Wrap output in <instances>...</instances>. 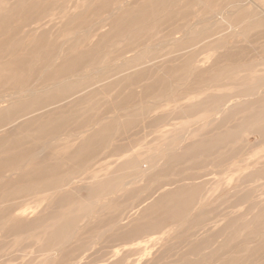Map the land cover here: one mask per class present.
Returning a JSON list of instances; mask_svg holds the SVG:
<instances>
[{"label":"rangeland","instance_id":"rangeland-1","mask_svg":"<svg viewBox=\"0 0 264 264\" xmlns=\"http://www.w3.org/2000/svg\"><path fill=\"white\" fill-rule=\"evenodd\" d=\"M121 1L0 0V264H264V0Z\"/></svg>","mask_w":264,"mask_h":264},{"label":"bare ground","instance_id":"bare-ground-1","mask_svg":"<svg viewBox=\"0 0 264 264\" xmlns=\"http://www.w3.org/2000/svg\"><path fill=\"white\" fill-rule=\"evenodd\" d=\"M123 1H124V0H123ZM123 1H121L122 4H123V3H126V2H123ZM151 1H154V0H151ZM155 1H156V0H155ZM188 1H189V0H188ZM200 1H201V0H200ZM208 1H210V0H208ZM222 1H224V0H222ZM222 1H221V2H222ZM227 1H228V0H227ZM227 1H226V2H227ZM244 1L246 2L247 0H244ZM244 1H243V3H244ZM130 2L132 3L133 0L130 1ZM130 2H128V3H130ZM205 2H206V1H205ZM210 2H211V1H210ZM210 2H209V3H210ZM238 2H240V1H238ZM238 2H236L235 6L238 4ZM249 2H252V1H249ZM249 2H248V3H249ZM128 3H127V4H128ZM131 3H130L129 5H131ZM151 3H152V2H151ZM154 3H155V2H154ZM158 3H161V4H162V2H160V1H159ZM185 3H186V2H185ZM185 3H184V4H185ZM206 3H207V2H206ZM224 3H225V2H224ZM231 3H232V2H231ZM107 4H108V3H107ZM107 4H106V7H107ZM127 4H126V5H127ZM137 4H138V3H137ZM139 4H140V3H139ZM141 4H143V3H141ZM184 4H183V5H184ZM246 4H247V3H246ZM146 5H147V4H146ZM148 5H149V4H148ZM202 5L205 6V4H203V1H202ZM222 5H224V4H222ZM232 5H233V4H232ZM243 5H244V4H243ZM247 5H248V4H247ZM251 5H253V4H251ZM122 6H123V5H122ZM136 6H138V5H136ZM150 6H151V5H150ZM160 6H161V5H160ZM160 6H157V8L160 7ZM198 6H199V5H198ZM200 6H201V5H200ZM245 6H246V5H245ZM152 7H153V6H152ZM191 7H192V6H191ZM191 7H189V8H191ZM208 7H209V6H208ZM220 7H221V6H220ZM227 7H228V6H227ZM100 8H101V7H100ZM107 8H108V7H107ZM107 8H106V9H107ZM113 8H114V7H113ZM122 8H123V7H122ZM124 8H125V6H124ZM148 8H150V7H148ZM155 8H156V7H155ZM180 8H181V7H180ZM206 8H207V7H206ZM222 8H223V7H222ZM225 8H226V7H225ZM46 9H47V8H46ZM142 9H143V8H142ZM184 9H185V8H184ZM209 9H210V8H209ZM228 9H229V8H228ZM122 10H123V9H122ZM146 10H147V9H146ZM160 10H161V9H160ZM194 10H195V9H194ZM211 10H212V8H211ZM219 10H220V9H219ZM155 11H157V10H155ZM155 11H154V12H155ZM186 11H188V10H186ZM186 11H185V12H186ZM189 11H190V10H189ZM227 11H228V10H227ZM95 12H96V11H95ZM98 12H99V11H97L96 13H98ZM150 12H151V10H150ZM150 12H149V13H150ZM152 12H153V11H152ZM154 12H153V14H154ZM216 12H218V10H217ZM229 12H230V9H229ZM100 13H102V11H101ZM147 13H148V12H147ZM176 13H178V12H175V13H174V14H175L174 17H176V15H177ZM182 13H183V12H182ZM191 13H192V10H191ZM206 13H207V11H206ZM230 13H231V12H230ZM118 14H119V13H118ZM142 14H143V13H142ZM211 14H212V13H211ZM213 14H214V15H211V16H212V19H213L214 21H217V22H218L219 19L222 20V18H220V16L222 17V14H220V13L217 14V13H215V12H213ZM231 14H232V13H231ZM138 15H139V13H138ZM140 15H141V14H140ZM172 15H173V14H172ZM206 15H208V14H206ZM42 16H43V15H42ZM129 16H130V15H129ZM167 16H168V15H167ZM195 16H196V15H195ZM35 17H36V15H35ZM116 17H117V16H116ZM192 17H193V16H192ZM192 17H191V18H192ZM196 17H197V16H196ZM207 17H208V16H207ZM223 17H224V16H223ZM39 18H40V17H39ZM179 18H180V17H179ZM185 18L188 19L187 16H186ZM226 18H227V17H226ZM40 19H41V18H40ZM52 19H53V18H52ZM119 19H120V18H119ZM141 19H142V18H141ZM168 19H169V18H168ZM175 19H177V18H175ZM186 19L183 18L182 21H183V20H186ZM196 19H197V18H196ZM210 19H211V18L209 17L208 20H210ZM31 20H32V19H31ZM31 20H30V21H31ZM53 20H54V19H53ZM124 20H125L126 22L130 23L131 20H132V21H135V18L125 17ZM170 20H171V19H170ZM188 20H189V19H188ZM191 20H192V19H191ZM208 20H207V21H208ZM30 21H29V22H30ZM36 21H39V20H36ZM117 21H118V20H117ZM125 21H124V22H125ZM144 21H145V20H144ZM180 21H181V20H180ZM189 21H190V20H189ZM189 21H188V22H189ZM193 21H195V19H194ZM114 22H115V21H114ZM124 22L122 21L121 23H124ZM126 22H125V23H126ZM174 22H175V21H174ZM195 22H196V21H195ZM197 22H198V21H197ZM210 22H211V20H210ZM162 23H163V22H162ZM189 23H190V22H189ZM223 23H225V22H223ZM112 24H113V23H112ZM115 24H116V23H115ZM198 24H199V23H198ZM228 24H229V23H228ZM119 25H120V24H119ZM185 25H188V24L185 23ZM199 25H200V24H199ZM225 25H226V24H225ZM225 25H224V26H225ZM113 26H114V25H113ZM123 26H124V25H123ZM181 26H182V25H181ZM126 27H127V26H126ZM184 27H185V26H184ZM184 27H181V28H184ZM4 28H5V27H4ZM1 29H2V28H1ZM5 29H6V28H5ZM216 29H217V28H216ZM216 29H215V30H216ZM232 29H233V28H232ZM232 29H231V30H232ZM132 30H134V29H132ZM192 30H193V29H192ZM208 30H209V29H208ZM211 30H212V28H211ZM211 30H210V31H211ZM0 31H1V30H0ZM8 31H9V30H8ZM8 31H7V32H8ZM181 31H182V30H181ZM205 31H206V30H205ZM3 32H4V31H3ZM185 32H186V31H184V33H185ZM206 32H207V31H206ZM116 33H117V32H116ZM190 33H191V32H190ZM192 34H193V33H192ZM192 34H191V35H192ZM199 34H200V32H199ZM201 34H202V33H201ZM206 34H207V33H206ZM210 34H211V33H210ZM11 35L13 36V34H11ZM137 35H138V34H137ZM139 35H140V34H139ZM188 35H189V32H188ZM214 35H215V34H214ZM104 36H105V35H104ZM107 36H108V35H107ZM142 36H143V35H142ZM182 36H183V34H182ZM201 36H203V35H201ZM201 36H200V37H201ZM215 36H217V35H215ZM238 36H239V35H238ZM9 37H11V36H9ZM110 37H111V36H110ZM186 37H187V36H186ZM208 37L211 38L210 35H209ZM203 38H204V37H203ZM101 39H102V38H101ZM108 39H109V37H108ZM111 39H112V38H111ZM136 39H137V38H136ZM142 39H143V38H142ZM178 39H179V38H178ZM192 39H193V38H192ZM192 39H191V40H192ZM201 39H202V38H201ZM214 39H215V38H214ZM179 40H181V37H180ZM179 40H178V41H179ZM186 40H187V39H186ZM193 40H194V39H193ZM193 40H192V41H193ZM205 40H206V39H205ZM211 40H213V39H211ZM241 40H242V39H241ZM109 41H110V40H109ZM133 41L135 42L136 40H133ZM133 41H132L131 43H133ZM143 41H144V40H143ZM143 41H141V42H143ZM187 41H188V40H187ZM40 42H41V40H40ZM112 42H113V41H112ZM138 42H139V41H138ZM138 42H137V43H138ZM185 42H186V41H185ZM195 42H196V41H195ZM210 42H211V41H210ZM210 42H209V45H210ZM137 43H135V44L137 45ZM182 43H183V41H182ZM182 43H180V44H182ZM188 43H189V42H188ZM191 43H192V42H191ZM193 43H194V42H193ZM193 43H192V44H193ZM211 43H212V42H211ZM7 44H8V43H7ZM139 44H140V43H139ZM164 44H165V43H164ZM167 44H168V43H167ZM170 44H171V43H170ZM173 44H174V42H173ZM40 45H41V44H40ZM40 45H39V46H40ZM72 45H74V44H72ZM75 45H76V44H75ZM129 45H130V44H129ZM129 45H128V46H129ZM131 45H132V44H131ZM153 45H154V44H153ZM153 45H152V47H154ZM155 45H156V44H155ZM175 45H176V44H175ZM183 45H186V43L183 44ZM1 46H2V45H1ZM39 46H38V47H39ZM133 46H134V45H133ZM156 46H157V45H156ZM164 46H165V45H164ZM169 46H171V45H169ZM195 46H196V45H195ZM195 46L193 45V48H194ZM34 47H35V46H34ZM76 47H77V46H76ZM134 47H135V46H134ZM159 47H160V46H158V49H159ZM210 47H212V46H210ZM221 47H222V46H221ZM242 47H243V46H242ZM0 48H1V47H0ZM5 48H6V47H5ZM18 48H19V47H18ZM31 48H32V46H31ZM36 48H37V47H36ZM128 48L130 49V46H129ZM147 48H148V47H147ZM174 48H175L177 51L179 50V49L176 48V46H175ZM181 48H182V46H181ZM233 48H234V47H233ZM235 48H236V47H235ZM245 48H246V47H245ZM10 49H11V48H10ZM29 49H30V48H29ZM34 49H35V48H34ZM70 49H71V48H70ZM141 49H142V47H141ZM148 49H149V48H148ZM155 49H156V48H155ZM175 49H174V50H175ZM236 49H238V48H236ZM236 49H235V50H236ZM239 49H240V48H239ZM243 49H244V48H243ZM253 49H254V48H253ZM7 50H8V49H7ZM15 50H16V49H15ZM36 50H38V49H36ZM183 50H184V49H183ZM183 50H182V51H183ZM186 50H189V49H186ZM241 50H242V49H240V51H241ZM9 51H10V50H9ZM9 51H8V53H9ZM30 51H31V50H30ZM131 51H132V50H131ZM143 51H144V50H143ZM150 51H153V49L151 48ZM4 52H5V49H4ZM11 52H12L13 54L15 53L14 51H11ZM34 52H35V51H34ZM78 52H79V51H78ZM78 52H77V53H78ZM92 52H93V51H92ZM129 52H130V51H129ZM139 52H140V51H139ZM183 52H185V51H183ZM183 52H182V54H183ZM187 52H188V51H187ZM187 52H186V53H187ZM233 52H234V55H235L236 53H235L234 50H233ZM26 53H27V52H26ZM80 53H81V52H80ZM80 53H79V54H80ZM132 53H133V52H132ZM142 53H143V52H142ZM142 53H139V54L142 55ZM148 53H149V51H148ZM148 53H145V56H146V54L148 55ZM160 53H161V52H160ZM168 53H169V52H168ZM172 53H173V52H172ZM177 53H178V52H176V54H177ZM188 53H189V52H188ZM196 53H197V52H196ZM241 53H242V52H241ZM243 53H244V52H243ZM83 54H84V53H83ZM125 54H126V52H125ZM2 55H3V54H2ZM6 55H7V54H6ZM8 55H9V54H8ZM155 55H156V54H155ZM166 55H168V54H166ZM170 55H171V54H169V56H170ZM173 55H174V54H173ZM179 55H180V54H179ZM186 55H187V54H186ZM226 55H227V54H226ZM226 55H222V56L224 57V59L228 58V57H225ZM138 56L140 57V55H138ZM143 56H144V55H143ZM175 56H177V55H174V57H175ZM180 56H181L180 58L182 59L183 56H182V55H180ZM190 56H191V55H190ZM190 56H189V57H190ZM227 56H228V55H227ZM21 57H22V56H21ZM72 57H73V55H72ZM78 57H79V56H78ZM147 57H148V56H147ZM150 57H151V56H150ZM189 57H185V58H187V59L189 60ZM26 58H27V56H26ZM48 58H49V57H48ZM79 58H80V57H79ZM84 58H86V57H84ZM89 58H90V57H89ZM141 58H142V56H141ZM148 58H149V57H148ZM155 58H156V57H155ZM155 58H154V60L157 61L158 59H157V58L155 59ZM169 58H170V57H169ZM175 58H176V57H175ZM183 58H184V57H183ZM229 58H230V57H229ZM22 59L26 61V59H24V58H22ZM69 59H70V58H69ZM77 59H78V58H77ZM82 59H83V57H82ZM82 59H81V60H82ZM132 59H133V58H132ZM143 59H144V57H143ZM166 59H167V58H166ZM176 59H177V58H176ZM15 60H16V59H15ZM15 60H14V61H15ZM78 60H80V59H78ZM78 60H77V61H78ZM83 60H84V62H85V59H83ZM128 60H129V59H128ZM144 60H146V59H144ZM144 60H143V62L147 63V62L149 61V64H150V60H151V59L148 60V61L146 60L147 62L144 61ZM170 60H171V58H170ZM170 60H168V62H169ZM188 60H186V61H188ZM227 60H228V59H227ZM14 61H13V63H15ZM25 61H24V62H25ZM86 61H88V60H86ZM139 61H141V59H140ZM160 61H161V60H160ZM164 61H165V60H164ZM164 61H163V62H164ZM173 61L175 62L176 60L174 59ZM178 61H179V60H178ZM186 61H185V62H186ZM219 61H220V60H219ZM223 61H225V60H223ZM17 62H18V61H17ZM21 62H22V60H21ZM80 62H81V61H80ZM82 62H83V61H82ZM84 62H83V63H84ZM125 62H126V60H125ZM133 62H134V61H133ZM182 62H183V61H182ZM185 62H184V63H185ZM8 63H9V62H8ZM22 63H23V62H22ZM78 63H79V62H77L75 65H72V64H71L72 66H71V65L69 66V70H71V72H72V70H73V71H74V70H77V68L80 66V65H77ZM126 63H127V62H126ZM128 63H129V61H128ZM130 63H131V61H130ZM141 63H142V62H141ZM141 63H140V64H141ZM145 63H144V65H145ZM159 63H160V62H159ZM171 63H172V61H171ZM171 63L169 62V64H171ZM220 63H221V61H220ZM15 64H18V63H15ZM60 64H61V63H60ZM66 64H67V63H66ZM66 64H65V65H66ZM123 64H124V63H123ZM123 64H122V66H125V65H126V64H125V65H123ZM131 64H132V63H131ZM151 64H152V63H151ZM153 64H155L154 61H153ZM179 64H180V63H179ZM216 64H218V63H216ZM5 65H7V63H6ZM10 65H11V64H10ZM65 65H64V66H60V70H64L65 68L68 69L67 67H65ZM128 65H130V64H127V66H128ZM182 65H183V64H182ZM14 66H15V65H14ZM16 66H17V65H16ZM16 66H15V67H16ZM40 66H41V65H40ZM66 66H67V65H66ZM119 66H121V65H119ZM122 66H121V67H118V68H123ZM132 66H133V65H132ZM147 66H150V65H147ZM157 66H158V65H157ZM163 66H164V64H162V67H163ZM177 66H180V65H177ZM185 66H186V65H185ZM5 67H6V66H5ZM15 67H14V68H15ZM138 67H139V66H138ZM141 67H142V66H141ZM155 67H156V66H155ZM181 67H182V66H181ZM186 67H187V66H186ZM186 67H185V68H186ZM229 67H230V66H229ZM8 68H9V67H8ZM79 68H80V67H79ZM81 68H82V67H81ZM172 68H173V66H172ZM6 69H7V68H6ZM144 69H145V68H144ZM153 69H154V68H153ZM153 69H152V70H153ZM161 69H162V68H161ZM163 69H164V68H163ZM163 69H162V70H163ZM170 69H171V68H170ZM183 69H184V68H183ZM180 70H182V68H180ZM180 70H179V71H180ZM58 71H59V70H58ZM83 71H84V70H83ZM150 71H151V70H150ZM85 72H86V71H85ZM85 72H83V73H85ZM162 72H163V71H162ZM204 72H205V71H203V73H204ZM69 73H70V72H69ZM75 73H76V71H75ZM81 73H82V71H81ZM6 74H8V73H6ZM51 74H52V73H51ZM51 74H50V75H51ZM67 74H68V73H67ZM85 74H87V73H85ZM182 74H183V73H182ZM201 74H202V73H200V75H201ZM8 75H9V74H8ZM8 75H7V76H8ZM54 75H55V74H54ZM71 75H72V74H71ZM71 75H70V76H71ZM82 75H84V74H82ZM147 75H148V74H147ZM149 75H150V74H149ZM159 75H161V72H160ZM73 76H74V74H73ZM77 76H78V75H77ZM156 76H157V74H156ZM9 77H10V75H9ZM56 77H57V76H56ZM80 77H82V76H80ZM136 77H137V76H136ZM4 78H5V77H4ZM4 78H3V81H4ZM6 78H7V77H6ZM54 78H55V77H54ZM61 78H62V76H61ZM63 78H65V79L62 80V81H63L62 83H63L64 85H65V84L68 85L69 83H74V82H72V81L70 80L69 77L66 78V76H65V77H63ZM93 78H94V77H93ZM128 78H129V77H128ZM132 78L134 79V77H132ZM148 78H149V77H148ZM157 78H158V76H157ZM157 78H156V79H157ZM167 78H168V77H167ZM47 79H48V78H47ZM130 79H131V78H130ZM130 79H128V80H130ZM82 80H83V77H82ZM94 80H95V79H94ZM146 80H147V79H146ZM148 80H149V79H148ZM153 80H154V79H153ZM7 81H8V80H7ZM89 81H90V80H89ZM92 81H93V80H92ZM92 81H90V82H92ZM141 81H142V80H141ZM143 81H145V80H143ZM202 81H203V80H202ZM19 82H20V81H19ZM87 82H88V81H87ZM125 82H126V81H125ZM150 82H151V81H150ZM153 82H154V81H153ZM153 82H152V83H153ZM180 82H182V81H180ZM53 83H54V82H53ZM55 83H56V82H55ZM58 83H59V82H58ZM88 83H89V82H88ZM145 84H146V83H145ZM173 84H174V83H173ZM14 85H15V84H14ZM48 85H49V84H48ZM75 85H77V84H75ZM75 85L72 84L71 86L73 87V86H75ZM69 86H70V85H69ZM42 87H43V86H42ZM60 87H61V86H60ZM65 87H66V85H65ZM65 87H64V89H65ZM72 87H71V88H72ZM75 87H76V86H75ZM77 87H78V86H77ZM62 88H63V87H62ZM78 88H79V87H78ZM37 89H38V88H37ZM37 89H35V90H37ZM39 89H40V88H39ZM39 89H38V90H39ZM55 89H56V88L53 89V92H54ZM58 89H59V88H58ZM58 89H57V90H58ZM66 89H68V88L66 87ZM73 89H74V88H73ZM73 89H72V90H73ZM81 89L83 90V88H81ZM45 90H46V89H45ZM70 90H71V89H70ZM18 91H19V90H18ZM59 91H60V90H59ZM75 91H76V90H75ZM88 91H89V90H88ZM45 92H46V91H45ZM51 92H52V91H50V93H51ZM61 92H62V91H61ZM63 92H64V91H63ZM72 92H73V91H72ZM48 93H49V92H48ZM65 93H66V92H64V94H65ZM84 93H86V92H84ZM257 93H258V92H257ZM257 93H256V94H257ZM18 94H19V93H18ZM55 94H56V93H55ZM61 94H62V93H61ZM33 95H35V94H33ZM80 95H81V94H80ZM40 96H41V95H40ZM43 96H44V95H43ZM59 96H60V95H59ZM65 96H66V95H65ZM20 97H21V96H20ZM20 97H19V98H20ZM48 97H49V96H48ZM76 97H77V96H76ZM140 97H141V95H140ZM46 98H47V97H46ZM16 99H17V98H16ZM72 99H73V98H72ZM185 99H186V98H185ZM248 99H249V98H248ZM258 100H259V99H258ZM1 101H5V100L1 99ZM34 101H35V100H34ZM52 101H53V100H52ZM66 101H67V99H66ZM21 102H22V101H21ZM24 102H25V101H24ZM123 102H124V101H123ZM69 103H70V102H69ZM32 104H33V103H32ZM35 104H36V102L34 103V105H35ZM124 104H126V103H124ZM56 106H57V105H56ZM59 106H60V105H59ZM121 106H122V105H121ZM123 106H124V105H123ZM1 107H2V103H0V108H1ZM36 107H37V106H36ZM36 107H35V108H36ZM69 107H70V106H69ZM50 108H51V107H50ZM225 108H226V107H225ZM227 108H228V107H227ZM3 109H4V108H3ZM52 109H53V108H52ZM52 109H51V110H52ZM57 109H58V108H57ZM59 109H61V108H59ZM4 110H5V109H4ZM223 110H224V109H223ZM16 111H17V110H16ZM16 111H14V112L16 113ZM48 111H49V110H48ZM10 112H12V111H10ZM17 112H18V111H17ZM42 112H43V111H42ZM0 113H1V112H0ZM15 113H14V114H15ZM18 113H19V112H18ZM18 113H17V115H18ZM53 113H54V112H53ZM56 113H57V112H56ZM11 114H12V113H11ZM11 114L9 115V117L11 116ZM19 114H20V113H19ZM54 114H55V113H54ZM164 114H165V113H164ZM164 114H163V115H164ZM173 114H174V113H173ZM37 115H38V113H37ZM75 115H76V114H75ZM77 115H78V114H77ZM100 115H102V114H100ZM177 115H178V114H177ZM3 116H4V115H3ZM79 116H80V114H79ZM91 116H92V115H91ZM22 117H23V116H22ZM33 117H34V116H33ZM49 117H51V116H49ZM203 117H204V116H203ZM0 118H2V117H0ZM97 118H98V116H97ZM159 118H160V117H159ZM7 119H8V118H7ZM10 119H11V118H10ZM20 119H22V118H20ZM24 119H25V118H24ZM95 119H96V117H95ZM113 119H114V118H113ZM96 120H97V119H96ZM9 121H10V120H9ZM9 121H8V122H9ZM18 121H19V120H18ZM43 121H44V120H43ZM8 122H6V123H8ZM41 122H42V121H41ZM41 122H39V123H41ZM45 122H46V120H45ZM47 122H48V121H47ZM59 122H61V121H59ZM62 122H63V121H62ZM86 122H87V121H86ZM91 122H92V120H91ZM93 122H94V120H93ZM65 123H66V122H65ZM99 123H100V122H99ZM99 123H98V125H99ZM17 124H18V123H17ZM23 125H24V124H23ZM91 125H92V124H91ZM25 126H26V124H25ZM23 127H24V126H23ZM33 127H34V126H33ZM36 127H37V126H36ZM63 127H64V126H63L61 123H59V124L56 125L54 131L57 133V132H59L60 129H62ZM68 127H69V126H68ZM74 127H75V126H74ZM91 127H92V126H91ZM94 127H96V126H94ZM111 127H114V126H111ZM148 127H149V126H148ZM66 128H67V127H66ZM89 128H90V127H89ZM13 129H14V128H13ZM69 129H70V128H69ZM86 129H87V128H86ZM91 129H92V128H91ZM91 129H90V130H91ZM99 129H100V127H99L97 130H99ZM103 129H106V132H107V129H108V128L106 127V128H103ZM185 129H186V128H185ZM17 130H18V129H17ZM17 130H16V131H17ZM193 130H194V129H193ZM21 131H22V130H21ZM51 131H52V129L49 130V132H51ZM84 131H85V130H84ZM84 131H83V132H82V131H81V132L79 131V134L82 135L81 133H84ZM91 131H92V130H91ZM91 131H90V132H91ZM100 131H102V130H100ZM88 132H89V131H88ZM97 132H98V131H97ZM188 132H189V131H188ZM205 132H206V131H205ZM67 133H69V132H67ZM101 133H102V132H101ZM8 134H9V133H8ZM76 134H78V133H76ZM86 134H88L87 131H86ZM95 134H96V133H95ZM97 134H98V133H97ZM97 134H96V135H97ZM102 134H103V133H102ZM108 134H110V133H108ZM41 135H42V133H41ZM67 135H68V134H67ZM67 135H66V136H67ZM69 135H70V137H71L73 134H72V135L69 134ZM74 135H75V133H74ZM83 135H84V134H83ZM96 135H95V136H96ZM0 136H1V135H0ZM39 136H40V134H39ZM101 136H102V135H101ZM108 136H110V135H108ZM108 136H107V138H108ZM68 137H69V136H68ZM76 137H77V136H76ZM76 137H75V138H76ZM90 137H91V135H90ZM96 137H97V136H96ZM98 137H99V136H98ZM53 138H54V137H53ZM73 138H74V136H73ZM78 138H79V137H78ZM78 138H76V139H78ZM94 138H95V137H94ZM263 138H264V137H263ZM15 139H16V138H15ZM15 139H14V140H15ZM17 139H19V138H17ZM56 139H57V140H55L56 142H54V144L57 143V141H58L59 138H56ZM62 139H63V138H62ZM88 139H89V138H88ZM101 139H102V138H101ZM261 139H262V138H261ZM11 140H12V139H11ZM64 140H65V139H63V141H64ZM72 140H74V139H72ZM72 140H71V141H72ZM91 140H92V139H91ZM93 140H94V139H93ZM93 140H92V142H93ZM107 140H110V138L107 139ZM107 140H106V141H107ZM189 140H190V139H189ZM39 141H40V140H39ZM231 141H232V140H231ZM261 141H262V140H261ZM36 142H37V141H36ZM36 142H34V143H36ZM42 142H44V141H42ZM58 142H59V141H58ZM92 142H91V143H92ZM108 142H109V141H108ZM10 143H11V142H10ZM24 143H27V142H24ZM34 143L32 144L33 146H34ZM64 143H65V142H64ZM64 143H63V144H64ZM69 143H70V142H69ZM261 143H262V142H261ZM38 144H39V143H38ZM40 144H41V142H40ZM57 144H58V143H57ZM57 144H56V146H57ZM59 144H62V143H59ZM66 144H67V143H66ZM258 144H259V143H258ZM227 145H228V144H227ZM26 146H28V145H26ZM52 146H53V145H52ZM67 146H68V145H67ZM6 147H7V146H6ZM6 147H5V148H6ZM83 147H84V146H83ZM26 148H29V147H26ZM32 148H34V147H32ZM106 148H107V144H106ZM23 149H25V148H23ZM60 149L62 150V148H60ZM60 149H59V151H60ZM64 149H66V148H64ZM0 150H1V149H0ZM118 150H119V149H118ZM63 151H64V150H63ZM63 151H62V152H63ZM68 151L70 152V151H72V150H71V149H68L67 152H68ZM56 152H57V154H58V151H56ZM67 152H66V150H65V153H67ZM77 152H78V151H77ZM85 152H86V151H85ZM15 153H16V152H15ZM65 153H64V155H65ZM70 153H71V152H70ZM70 153H69V155H70ZM42 154H43V153H42ZM14 155H15V154H14ZM58 155H59V154H58ZM79 155H80V154H79ZM8 156H9V155H8ZM55 156H57V155L55 154ZM67 156H68V155H67ZM70 156H71V155H70ZM170 156H171V155H170ZM175 156H176V155H175ZM57 157H58V156H57ZM60 157H61V156H60ZM62 157H63V153H62ZM93 157H94V156H93ZM32 158H33V157H32ZM64 158H65V157H64ZM75 158H76V157H75ZM75 158H73V159L75 160ZM95 158H96V157H95ZM1 159H2V157H1ZM1 159H0V160H1ZM3 159H4V158H3ZM53 159H54V158H53ZM62 159H63V158H62ZM62 159H61V161H62ZM91 159H93V158H91ZM33 160H35V159H33ZM54 160H56V159H54ZM24 161H26V160H24ZM38 161H39V160H38ZM50 161H51V160H50ZM52 161H53V160H52ZM56 161H58V160H56ZM67 161H68V160H67ZM75 161L77 162V159H76ZM75 161H74V162H75ZM34 162H37V161H34ZM68 162H70V161H68ZM51 163H52V162H51ZM56 163H57V162H56ZM63 163L66 164V162H64V160H63V162L60 163L59 165H61V164H63ZM72 163H73V162H72ZM22 164H23V163H22ZM32 164H33V163H32ZM49 164H50V163H49ZM54 164H55V163H54ZM71 165H72V164H71ZM149 165H150V164H149ZM149 165H148V166H149ZM22 166H23V165H22ZM22 166H21V167H22ZM43 166H44V165H43ZM63 166H66V165L63 164ZM30 167H31V166H30ZM40 167H41V166H40ZM66 167H67V166H66ZM149 168H150V166H149ZM7 169H8V168H7ZM76 169H77V168H76ZM140 170H141V169H140ZM4 171H5V170H4ZM149 171H150V170H149ZM142 172H143V171H142ZM4 173H5L6 175L8 174L7 172H4ZM4 173H3L2 175H4ZM143 173H144V172H143ZM150 173H151V172H150ZM138 174H141V173H138ZM95 175H96V174H95ZM144 175H145V174H144ZM146 175H147V174H146ZM45 176H46V174L40 175V179L44 178ZM60 176H61V175H60ZM62 176H63V175H62ZM62 176H61V177H62ZM4 177H5V176H4ZM6 177H7V176H6ZM6 177H5V178H6ZM8 177H9V176H8ZM61 177H59V178H61ZM92 177H93V175H92ZM113 177H114V176H113ZM135 177H136V176H135ZM5 178H4V179H5ZM85 178H86V177H85ZM111 178H112V177H111ZM136 178H138V177H136ZM139 178H140V177H139ZM1 179H2V178H1ZM4 179H2V180H4ZM7 179H8V178H7ZM57 179H58V178H57ZM57 179H56V180H57ZM73 179H74V178H73ZM2 180H1V182H2ZM51 180H52V179H51ZM56 180H55V181H56ZM86 180H87V178H86ZM112 180H113V179H112ZM52 181H54V180H52ZM95 181H96V180H95ZM141 181H142V180H141ZM82 182H83V181H81V183H82ZM89 182H90V181H89ZM44 183H45V182H43L42 185H43ZM46 183H48V182H46ZM132 183H133V182H132ZM28 184H29V183H28ZM48 184H49V183H48ZM51 184H52V183H51ZM78 184H79V183H78ZM83 184H86V183L84 182ZM179 184H180V183H179ZM179 184H178V185H179ZM182 184L184 185V183H182ZM185 184H186V183H185ZM239 184H240V183H239ZM21 185H22V184H21ZM36 185H37V184H36ZM36 185H35V186H36ZM39 185H40V184H39ZM58 185H59V187H60V184H59V183L57 184V186H58ZM176 185H177V184H176ZM19 186H20V185H19ZM25 186H26V185H25ZM35 186H34V187H35ZM43 186H45V185H43ZM43 186H42V187H43ZM57 186H56V187H57ZM62 186H63V185H62ZM64 186H65V185H64ZM70 186H71V185H70ZM72 186H73V185H72ZM78 186H81V185H78ZM82 186H83V185H82ZM181 186H182V185H181ZM190 186H191V185H190ZM34 187H33V188H34ZM42 187H41V188H42ZM48 187H49V186H48ZM51 187H54V186L51 185ZM51 187H49V188H51ZM68 187H69V186H68ZM89 187H90V186H89ZM24 188H25V187H24ZM31 188H32V187H29V189H31ZM44 188H45V187H44ZM44 188H43V189H44ZM63 188H64V187H63ZM74 188H75V187H74ZM76 188H77V187H76ZM76 188H75V190H76ZM165 188H166V187H165ZM173 188H174V187H173ZM175 188H176V187H175ZM20 189H21V188H20ZM35 189H36V188H35ZM43 189H42V190H43ZM47 189H48V188H47ZM54 189H55V188H54ZM22 190H25V189H22ZM50 190H51V189H50ZM57 190H58V189H56V191H57ZM82 190H83V188H82ZM100 190H101V189H100ZM159 190H160V189H159ZM162 190H163V188H162ZM171 190H173V189H171ZM18 191H20V190H18ZM46 191H47V190H46ZM62 191H63V190H62ZM92 191H93V190H92ZM94 191H95V190H94ZM97 191H98V190H97ZM166 191H167V190H166ZM9 192H10V191H9ZM30 192H31V190H30ZM48 192H49V191H48ZM53 192H54V191H53ZM59 192H60V191H59ZM69 192H70V190H69ZM69 192H68V193H69ZM160 192H161V191H160ZM162 192H163V191H162ZM164 192H165V191H164ZM164 192H163V193H164ZM13 193H14V192H13ZM33 193H34V192H33ZM33 193H32V194H33ZM41 193H42V192H41ZM43 193H44V191H43ZM80 193H81V192H80ZM166 193H168V192H166ZM34 194H35V193H34ZM37 194H38V192H37ZM54 194H55V193H54ZM96 194H97V193H96ZM19 195H20V194H19ZM27 195H28V194H27ZM27 195H26V196H27ZM44 195H45V194H44ZM94 195H95V193H94ZM94 195H93V196H94ZM13 196H14V195H13ZM20 196H21V195H20ZM22 196H23V195H22ZM31 196H32V195H31ZM38 196H39V195H38ZM40 196H41V195H40ZM29 197H30V196H29ZM36 197H37V196L35 195V198H36ZM54 197L56 198L55 195H54ZM54 197H52V198H54ZM52 198H51V199H52ZM76 198H77V197H76ZM25 199H26V198H25ZM25 199H24V200H25ZM28 199H29V198H28ZM57 199H58V198H57ZM15 200H16V199H15ZM15 200H14V201H15ZM88 200H91V199H88ZM155 200H157V199H155ZM164 200H165V199H164ZM155 205H156V204H155ZM151 206H152V205H151ZM19 207H20V206H19ZM149 207H150V206H149ZM154 207H155V206H154ZM17 208H18V206H17ZM147 209H148V208H147ZM151 209H152V208H151ZM21 210H22V209H21ZM149 210H150V209H149ZM149 210H148V211H149ZM0 211H2V210H0ZM4 211H5V208H4ZM4 211H3V212H4ZM150 211H151V210H150ZM6 212H7V211H6ZM206 215H207V214H206ZM17 217H18V216H17ZM88 218H89V217H88ZM88 218H86V219H88ZM90 218H91V217H90ZM202 218H203V217H202ZM202 218H201V219H202ZM213 218H214V217H213ZM22 219H23V218H22ZM91 219H92V218H91ZM132 220H133V219H132ZM198 221H199V220H198ZM200 221H201V220H200ZM200 221H199V222H200ZM130 222H133V221H130ZM263 241H264V240H263ZM198 244H199V242H198ZM198 244H197V245H198ZM258 247H259V246H258ZM259 249H260V247L258 248V250H259ZM256 250H257V249H255L254 252H255ZM258 250H257V251H258ZM254 252H253V254H254ZM253 254H252V256H253ZM255 254H256V252H255ZM225 256H226V255H225ZM224 258H225V257H224ZM227 258H228V257H227ZM227 258H226V259H227ZM230 258H231V257H230ZM249 258H250V257H248L247 259H249ZM259 258H260V257H259ZM226 259H225V260H226ZM260 259H261V258H260ZM260 259H258V262H259ZM225 260H223V261H225ZM240 261H241V260H240ZM244 261L246 262V259H245ZM228 262H229V261H228ZM248 262H249V261H248ZM254 262H255V264L258 263L256 260H255ZM260 262H262V261H260ZM260 262H259V263H260ZM226 263H227V262H225V264H226ZM240 263H241V262H240ZM240 263H239V264H240ZM259 263H258V264H259ZM261 264H262V263H261Z\"/></svg>","mask_w":264,"mask_h":264}]
</instances>
